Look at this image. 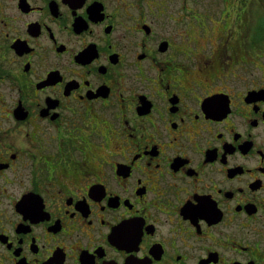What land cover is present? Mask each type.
<instances>
[{"label": "flooded vegetation", "instance_id": "flooded-vegetation-1", "mask_svg": "<svg viewBox=\"0 0 264 264\" xmlns=\"http://www.w3.org/2000/svg\"><path fill=\"white\" fill-rule=\"evenodd\" d=\"M247 25L234 0H0V264H264Z\"/></svg>", "mask_w": 264, "mask_h": 264}, {"label": "rangeland", "instance_id": "rangeland-1", "mask_svg": "<svg viewBox=\"0 0 264 264\" xmlns=\"http://www.w3.org/2000/svg\"><path fill=\"white\" fill-rule=\"evenodd\" d=\"M236 5V21L247 23V29L260 30L264 25V0H234ZM252 37V36H251Z\"/></svg>", "mask_w": 264, "mask_h": 264}]
</instances>
